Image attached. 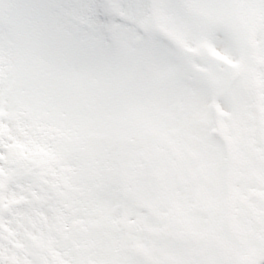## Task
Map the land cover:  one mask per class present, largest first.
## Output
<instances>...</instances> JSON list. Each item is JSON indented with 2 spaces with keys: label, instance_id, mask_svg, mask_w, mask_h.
I'll return each instance as SVG.
<instances>
[{
  "label": "snow or ice",
  "instance_id": "snow-or-ice-1",
  "mask_svg": "<svg viewBox=\"0 0 264 264\" xmlns=\"http://www.w3.org/2000/svg\"><path fill=\"white\" fill-rule=\"evenodd\" d=\"M0 264H264V0H0Z\"/></svg>",
  "mask_w": 264,
  "mask_h": 264
}]
</instances>
